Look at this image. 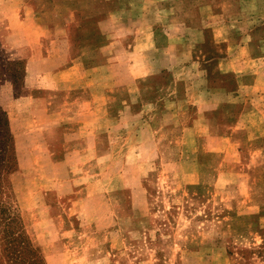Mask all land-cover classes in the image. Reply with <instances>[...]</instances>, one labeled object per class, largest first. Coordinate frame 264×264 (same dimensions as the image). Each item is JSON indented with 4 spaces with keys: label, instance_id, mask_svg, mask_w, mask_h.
Returning a JSON list of instances; mask_svg holds the SVG:
<instances>
[{
    "label": "rangeland",
    "instance_id": "1",
    "mask_svg": "<svg viewBox=\"0 0 264 264\" xmlns=\"http://www.w3.org/2000/svg\"><path fill=\"white\" fill-rule=\"evenodd\" d=\"M108 1L0 0V148L13 157L0 159L2 198L17 208L43 264H264V89L238 90L237 49L195 46L221 40L224 24L254 31L264 0H130L137 13L147 9L144 22L158 23L150 13L162 11L168 24L163 9L182 15L187 39L177 64L165 62L172 53L155 54L164 71L140 84V99L164 95L174 109L176 90L186 125L207 121L187 129L159 117L151 127L141 116L100 119L75 138L66 113L52 127L32 111L26 88L51 83L52 73L41 76L28 59L62 55L66 34L75 45L102 40L98 22L122 7ZM125 15L113 21L126 25ZM1 236L0 223L5 261Z\"/></svg>",
    "mask_w": 264,
    "mask_h": 264
},
{
    "label": "crops",
    "instance_id": "2",
    "mask_svg": "<svg viewBox=\"0 0 264 264\" xmlns=\"http://www.w3.org/2000/svg\"><path fill=\"white\" fill-rule=\"evenodd\" d=\"M111 1V6L120 4L122 7L110 8L105 18L98 22V31L103 36L102 40L93 37L91 40H82L75 45L66 34L62 55L56 56L50 53L39 57L34 53L29 57L28 62L32 65L31 68L42 71L41 76L46 68L52 73L51 83L46 80L48 84L41 87L31 84L26 88L31 90L30 98L34 103L32 111L44 112L48 118L46 126L49 124L52 127L59 126L61 114L66 113V117L70 118L68 125L72 128L74 132L72 135L75 138L84 136L83 130L85 129H95L100 119H109L118 123L125 119L130 122L137 116L145 117L149 121V127L153 119L156 120L159 117L162 121L166 120V125L175 124L179 127L194 129L201 120L206 119L195 116L186 125L184 110L177 102L176 90L172 98L174 109L164 95L155 100L144 99L142 101L140 99L142 89L140 84L154 77L157 78L164 71L163 67L156 66L159 60L155 58V54H161L163 56L161 59L165 60L167 58L165 54L172 53L170 56L168 54L169 60L165 61L168 64H177L179 61L177 57L184 46V40H187L183 37V20L180 18L182 15L170 9H163L164 12H168L166 14H169L166 15L168 18L164 19L168 20V24L162 25V11L150 13L151 16L159 19L158 23L151 22V20L144 22V19L138 16L142 14L148 17L147 9H144L146 12L144 14L137 13L140 9L136 10L134 3L130 0ZM107 2L109 3L108 0ZM123 14H126L124 17L126 25H119L118 22L113 21V16ZM255 16L257 18V14ZM235 29L236 27L230 24H224L221 40H210L205 44L195 46L207 47L208 53L213 49V53L220 52L218 49H237V56L234 59L239 61V68L231 72H234L233 76L237 80L238 90L262 91L264 86L258 83H247L246 79L253 77L256 82H264V38L258 39L261 34H264V24L260 23L254 31L251 29L250 32L245 33L240 25ZM233 30L238 36L232 35ZM75 49L78 51L75 52ZM225 52L229 53V51ZM246 66L256 68L252 71V69H246ZM174 81L177 84V80L174 79ZM152 85L157 87L161 85L162 89L165 83L154 81ZM152 85L148 87L152 89ZM40 90L44 91L45 96L49 94V98L43 100L42 96H36L34 91L40 93ZM205 93L212 94L208 89ZM180 95H182L181 92ZM61 104L62 107H60ZM194 108L195 106L188 105L186 112ZM216 119L213 120H220ZM234 126L232 128H237V120ZM86 134L88 137L93 136V130ZM262 219L264 220V217Z\"/></svg>",
    "mask_w": 264,
    "mask_h": 264
},
{
    "label": "trees",
    "instance_id": "3",
    "mask_svg": "<svg viewBox=\"0 0 264 264\" xmlns=\"http://www.w3.org/2000/svg\"><path fill=\"white\" fill-rule=\"evenodd\" d=\"M11 151L7 148H0V159L4 162L11 160ZM6 165H8L6 163ZM0 189V223L2 225L1 240L4 243L5 261L0 253V264H43V259L38 250H36L24 231L22 219L17 208L8 200L2 198Z\"/></svg>",
    "mask_w": 264,
    "mask_h": 264
}]
</instances>
